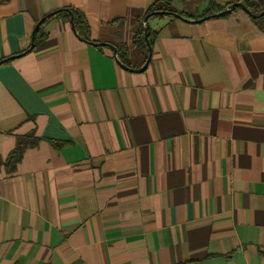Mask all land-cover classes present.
<instances>
[{
    "label": "crops",
    "instance_id": "0c3cea01",
    "mask_svg": "<svg viewBox=\"0 0 264 264\" xmlns=\"http://www.w3.org/2000/svg\"><path fill=\"white\" fill-rule=\"evenodd\" d=\"M156 1L0 0V264H264V30L167 0L139 71Z\"/></svg>",
    "mask_w": 264,
    "mask_h": 264
},
{
    "label": "trees",
    "instance_id": "16d2710c",
    "mask_svg": "<svg viewBox=\"0 0 264 264\" xmlns=\"http://www.w3.org/2000/svg\"><path fill=\"white\" fill-rule=\"evenodd\" d=\"M236 1H242L246 4V6L251 9L256 16L253 17V19L255 20V22L257 24H259L261 26V28L264 30V15H260L261 12L264 11V7H263V0H236ZM226 8V7H225ZM225 8L218 6L214 0H210L209 4L207 6V8L205 9L204 15H210V14H214L217 12H220L222 10H224ZM235 9H240V7H236ZM74 13V21L77 27V30H79V32L84 35L87 36L85 32L81 31V25L82 23L85 21L83 20L82 15L75 10L74 8L71 9ZM155 11H173V8L171 6V3L167 0H157L155 3H153L149 9L147 10V14H151L152 12ZM67 17H70V14L68 12H65ZM231 13L225 14L224 16L230 15ZM145 15V16H146ZM153 16H163V15H153ZM52 17V16H51ZM48 17L47 19L51 18ZM46 19V20H47ZM157 34L156 31L151 30V28L149 27L148 29V35L149 38L151 40V43L154 40L155 35ZM134 43L136 46L140 47L143 51H145L146 53L148 52V46L146 43V38H145V24L144 23H140L136 32H135V36H134ZM25 143L24 142H20L16 151L14 152V156H13V160L14 161H18L21 158V155L23 153V150L25 148Z\"/></svg>",
    "mask_w": 264,
    "mask_h": 264
},
{
    "label": "water",
    "instance_id": "95a60500",
    "mask_svg": "<svg viewBox=\"0 0 264 264\" xmlns=\"http://www.w3.org/2000/svg\"><path fill=\"white\" fill-rule=\"evenodd\" d=\"M236 7H240L242 8L243 10H245L250 16H253L255 17L256 14L251 10L249 9L246 4L242 1H235L233 2L232 4H230L229 6H227L224 10L220 11V12H217L215 14H211V15H207L203 18H200V19H196L195 21L197 22H200V21H203V20H206L212 16H224L225 14H228V13H232ZM60 11H66L70 14L71 16V23H72V28L74 30V32L79 36V38L83 39L79 34H78V30H77V27H76V24H75V21H74V13L73 11L70 9V8H61V9H58V10H55L53 12H50L49 14H47L45 17H43L36 25L35 27V30L33 32V36H32V44L30 46V48H28L27 50H25L23 53H27L29 51H31L34 46H35V40H36V37H37V33L39 31V28L40 26L44 23V21L48 18V17H51L55 14H57L58 12ZM153 15H173L175 17H179V18H182V19H185V20H191L189 18H186L184 17L183 15L177 13V12H174V11H155V12H152L151 14H147L145 17H144V24H145V38H146V43H147V46H148V57H147V60L146 62L144 63V65L139 69V71H143L145 70L148 65H149V62L151 61V58H152V54H153V47H152V43H151V40L149 38V35H148V29H149V19L151 16ZM260 15H264V11L261 12ZM90 43H93V44H96V45H108L114 52V55L115 57L117 58L119 64L127 69V70H135L134 68L130 67L129 65L125 64L124 62L120 61L119 58H118V48L112 44H109V43H95V42H90ZM17 56H10L8 58H4L3 60L0 61V63L2 62H5V61H8L10 59H13Z\"/></svg>",
    "mask_w": 264,
    "mask_h": 264
}]
</instances>
